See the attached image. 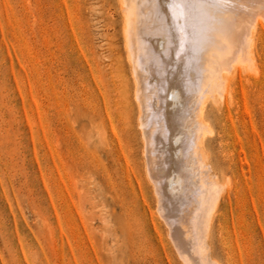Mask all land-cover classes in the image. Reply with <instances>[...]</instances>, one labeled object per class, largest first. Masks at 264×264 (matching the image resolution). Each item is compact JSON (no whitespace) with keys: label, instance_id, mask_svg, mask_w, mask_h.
<instances>
[{"label":"rangeland","instance_id":"rangeland-1","mask_svg":"<svg viewBox=\"0 0 264 264\" xmlns=\"http://www.w3.org/2000/svg\"><path fill=\"white\" fill-rule=\"evenodd\" d=\"M119 1L0 0V264H191L147 178ZM262 29L202 105L207 264H264Z\"/></svg>","mask_w":264,"mask_h":264},{"label":"bare ground","instance_id":"bare-ground-1","mask_svg":"<svg viewBox=\"0 0 264 264\" xmlns=\"http://www.w3.org/2000/svg\"><path fill=\"white\" fill-rule=\"evenodd\" d=\"M120 1L124 13L125 53L129 59L127 62L131 63L128 62L129 66L132 65L133 68L131 74L135 83L134 97L143 124L142 130L144 128L143 139L147 141L146 153L143 151L147 178L150 177L155 186L156 190L152 188L157 192L155 196L158 198L157 204L159 203L162 215L160 217H164L162 219L166 221L163 223L167 224L168 238L181 255L178 257L185 258V263L199 264L193 258L198 256L197 260L200 258V261L207 264L209 261L206 259V249L202 246L203 239L200 235L203 233L200 231L206 226L202 225V220L208 217L207 208L212 207L209 205L210 200L213 201L218 196L214 194L217 188L214 186V179V182L211 181L203 173V163L204 166L206 164L201 160L205 152L201 154V136L205 130L203 116L207 114V111L203 114V109L207 107L202 108V105L204 98L209 94L211 96L212 90L215 92L214 87L220 73L222 76L223 71L231 72L229 70L232 67L235 69L238 64L241 66L242 62L248 63L250 60L252 43L255 42L256 46L261 34L258 30L264 29V0H185L187 6L182 15L174 7L177 0ZM257 33L258 39L255 41L254 35ZM256 47L259 48L258 45ZM253 51L255 52L254 49ZM257 57L254 62L252 60L253 63H257ZM244 66L247 65L243 64ZM250 71L249 78L253 73ZM248 80V85L253 86V80ZM232 83L230 82L231 85ZM232 90L230 93L234 94L235 91ZM227 108L230 109V106ZM209 125L211 129L212 126L210 123L207 126ZM206 137L205 131L204 140ZM217 210L216 208L215 212Z\"/></svg>","mask_w":264,"mask_h":264},{"label":"snow or ice","instance_id":"snow-or-ice-1","mask_svg":"<svg viewBox=\"0 0 264 264\" xmlns=\"http://www.w3.org/2000/svg\"><path fill=\"white\" fill-rule=\"evenodd\" d=\"M187 5L185 4V0H177V2L175 3L174 7L177 10V12L179 14H183V9L186 7Z\"/></svg>","mask_w":264,"mask_h":264}]
</instances>
